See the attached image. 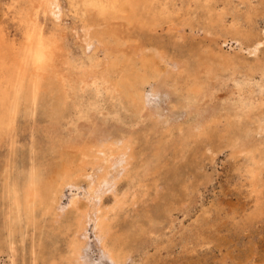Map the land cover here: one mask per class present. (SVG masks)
Returning a JSON list of instances; mask_svg holds the SVG:
<instances>
[{"label":"bare ground","instance_id":"6f19581e","mask_svg":"<svg viewBox=\"0 0 264 264\" xmlns=\"http://www.w3.org/2000/svg\"><path fill=\"white\" fill-rule=\"evenodd\" d=\"M61 1L14 0L11 8L21 38L0 30V146H6L13 156L21 133L19 119L22 115L27 120L35 117L41 109L48 118L42 135L54 153L48 159L45 152L36 150L39 140L34 129L28 163L21 169L12 168L11 159L2 164L0 249L3 246L15 256L20 243L22 264H125L131 257V239L148 235L152 229L138 221L131 223L128 233L120 232L114 221L130 197L126 192L106 208L103 196L108 191L116 193L122 177L137 179L139 184L138 169L144 167L148 172L156 168L171 150L172 143L151 138L162 128L161 91L171 98L170 110L181 109L196 118L186 122L187 127H179L185 144L204 132L216 136L207 124L216 123L218 117L229 118L234 134L228 146L233 153L244 152L249 157L253 163L248 169L251 191L259 190L264 159L257 154L264 144V120L256 121L255 116L264 109V62L247 61L241 53L226 51L229 40L207 54L196 41L193 49L179 56L174 53L169 61L165 49L150 48L149 53L146 48L148 43L165 45L163 38L170 35L178 37L176 45L182 49V32L174 26L167 29L169 34L152 37L158 27L176 21L174 15L180 9L185 11L181 23L191 25L193 18L190 22L187 18L195 13V3L209 14V25L218 23L227 32L251 38L255 5L249 1L247 14L245 9L246 15L234 16L227 25L222 15L213 14L215 8L199 0H65L69 16L85 31L79 37L82 54H75L61 42ZM179 3L182 8L176 7ZM48 16L54 20L53 30L45 25ZM196 26L199 28L198 23ZM255 42L251 52L256 54L261 42ZM231 78L234 88L228 84ZM250 117H255L254 127L244 124ZM142 125L146 129L136 133V127ZM140 142L151 145L139 149ZM82 179L88 188L81 197L67 192L71 193L68 208L63 204L64 192L81 189ZM145 217L153 222L151 215Z\"/></svg>","mask_w":264,"mask_h":264},{"label":"rangeland","instance_id":"374dc122","mask_svg":"<svg viewBox=\"0 0 264 264\" xmlns=\"http://www.w3.org/2000/svg\"><path fill=\"white\" fill-rule=\"evenodd\" d=\"M199 1L215 8L213 14L215 16L217 14L222 15L221 18L227 25L233 23L234 16L241 15L243 17L247 14L250 1L251 5H255L253 14H251V31L254 35L251 38H244L234 35L233 32L225 31V29L220 28L218 23L209 25L207 23L209 14L198 3L194 2L196 11L189 15V19L187 18L188 22L193 18L194 25H192L193 23L191 25L181 23L183 22L181 17H184L185 11L180 9V12L174 15L176 21L170 23L171 25L164 23V25L157 28V35L152 37L160 36L158 34L167 35L169 34L167 29L174 26L176 30L182 32L184 41L182 49L176 45L178 37L171 38L169 35L163 38L166 42L165 45L160 46L156 43L155 45H149L148 43L146 48L149 53L151 52L150 48L153 50L155 48L165 49L168 52L166 59L169 61L174 53L175 56H179L181 52L193 49V46L198 45L197 43H200V47L207 54L212 47L217 50L225 40H229L224 45L226 51L232 54L241 53L247 61L253 62L258 59L264 62V0ZM13 3L14 0H0V30L3 28L9 31L11 35L21 38V27L11 8ZM61 3L64 13L61 19L64 29L62 32L63 40L61 41L63 47L75 54H82L83 42L80 38L84 37L85 31L80 24L74 23V20L69 16L68 3L65 0H62ZM176 7L182 8V4L179 3ZM212 8H210L211 12ZM242 11H246V14ZM250 11L252 12V10ZM236 12H240L239 15ZM177 21L178 24H176ZM203 21L206 23L204 24ZM218 21L222 22L219 18ZM226 21H229V23ZM44 22L48 30L54 29V20L50 16L44 19ZM197 23L199 28L196 26ZM192 26L196 27L192 28ZM229 35H232L231 38ZM257 39L261 44L255 54L251 51L254 50ZM145 40L149 42L147 39ZM157 40L154 41L157 42ZM216 45H219V47L217 46V48ZM228 84L230 88H234L232 78L229 79ZM160 95H162L160 96V105L163 110V117L159 118L163 121L162 128L154 135L152 134L151 138L153 137V141L156 139L165 143H172L171 150L165 154L156 168H152L148 172L144 171V167L138 169L142 177L139 184L137 179L132 181L133 179L122 177L115 186L116 193L115 191H108L103 196L106 208L114 206L116 199L126 195V192L130 197L126 208L120 210L119 215H117L118 218L116 217L117 220L114 221L120 232L128 233L129 227L132 226L131 223L135 222L134 224H136L138 221L144 222L145 226L152 229L148 235L139 234V236L136 233L139 237H132L133 239L129 244L131 246L129 248L131 257L125 264H264V170L260 179L259 190L252 192L248 169L252 167L253 163L244 152L233 153L228 146L229 138L234 134L232 130L234 128L229 125L228 117H218L216 123L209 122L210 124H207L209 130L216 132V136H214L215 133L211 137L208 132H204L202 135L193 138L191 143L185 144L181 140L179 127L181 125L184 128L187 127L188 124L185 123L196 118L188 117L185 115L186 112L181 109L170 110L171 98H168L163 91ZM256 113V121L264 120V109L258 110ZM23 117L22 115L19 119L18 133L19 131L21 133L18 134L17 145L19 147L17 146L16 155L10 156L7 147L0 146V174L2 173V176L0 175V204H3L2 177L5 169L1 168L5 166L4 163L10 162V159L14 162L12 168L16 165L15 168L21 169V165L23 167L28 163L27 157L31 154L29 150L32 145V131L34 129V136L38 138L37 142L39 140V144L37 143L35 146L36 150L41 153L45 152L48 159L54 157V153L49 150V141L42 135L43 126L46 125L45 122L47 123L48 118L42 115L41 109L35 117H31L32 120ZM255 117L245 118L244 124L254 127L256 125L254 123ZM145 123L149 126L153 124L150 121ZM24 124H26V127ZM112 126L109 124L110 128ZM144 128L146 129L144 125L137 126L136 133L139 134ZM150 145V142L146 145L140 142L138 148L145 150V146L149 147ZM44 146L45 149H43ZM4 148L6 150H3ZM25 149L27 150L25 151ZM7 155H9L8 158ZM1 156L5 157L2 158ZM257 156L264 159V144L260 147ZM79 185H81L80 191L77 189H69L68 191L66 189L64 192L63 204L68 208H71L69 205L71 193L67 192H73L81 197L82 192L88 188V183L84 179L79 182ZM0 211L3 214V207H0ZM1 212L0 224L3 218ZM147 214L151 215L153 222L150 223L146 219L145 215ZM130 233L134 235L132 232ZM17 247L19 249L16 251L15 256H10L7 249L4 248V250L2 246L0 249V264H12V259L15 260V264H22L23 256L20 243H17Z\"/></svg>","mask_w":264,"mask_h":264},{"label":"snow or ice","instance_id":"6c2138e0","mask_svg":"<svg viewBox=\"0 0 264 264\" xmlns=\"http://www.w3.org/2000/svg\"><path fill=\"white\" fill-rule=\"evenodd\" d=\"M97 264H99V262H97Z\"/></svg>","mask_w":264,"mask_h":264}]
</instances>
